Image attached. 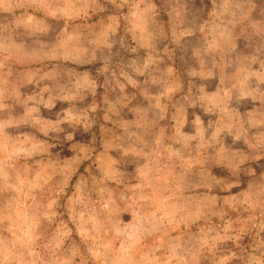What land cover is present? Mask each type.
Returning a JSON list of instances; mask_svg holds the SVG:
<instances>
[{"label":"rangeland","instance_id":"rangeland-1","mask_svg":"<svg viewBox=\"0 0 264 264\" xmlns=\"http://www.w3.org/2000/svg\"><path fill=\"white\" fill-rule=\"evenodd\" d=\"M0 264H264V0H0Z\"/></svg>","mask_w":264,"mask_h":264}]
</instances>
